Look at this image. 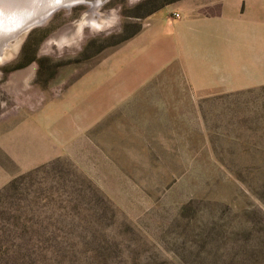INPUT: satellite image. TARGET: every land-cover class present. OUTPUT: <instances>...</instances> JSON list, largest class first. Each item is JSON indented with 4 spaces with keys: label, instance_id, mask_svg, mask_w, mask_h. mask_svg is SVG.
I'll use <instances>...</instances> for the list:
<instances>
[{
    "label": "rangeland",
    "instance_id": "obj_1",
    "mask_svg": "<svg viewBox=\"0 0 264 264\" xmlns=\"http://www.w3.org/2000/svg\"><path fill=\"white\" fill-rule=\"evenodd\" d=\"M162 1L108 0L93 12L106 27L61 44L92 13L58 9L11 40L0 61V164L11 176L0 190L16 181L0 195V264H264V88L202 96L173 65L106 98L98 74L92 126L61 131L73 138L60 144L39 126L85 115L86 100L67 111L65 95L121 55ZM51 104L63 110L43 113ZM27 137L31 158L11 154Z\"/></svg>",
    "mask_w": 264,
    "mask_h": 264
},
{
    "label": "crops",
    "instance_id": "obj_2",
    "mask_svg": "<svg viewBox=\"0 0 264 264\" xmlns=\"http://www.w3.org/2000/svg\"><path fill=\"white\" fill-rule=\"evenodd\" d=\"M147 20L121 55L88 74L65 95L63 109L71 111L74 104L86 100L90 108L85 109V115L72 118L68 124L47 120L39 123L42 129H47L48 138L60 144V137L72 139L75 132L97 121L102 82L97 79L98 74L104 75V81L108 82L105 90L101 86L106 98L113 96L111 92L119 83L121 92L131 91L173 65L202 96L264 88V0H179L148 15ZM52 105L43 113L63 110L55 105L50 111ZM30 129V123L24 127L26 132ZM61 131L72 133L73 137L62 135ZM28 140L23 146L13 144L10 153L31 158L29 155L35 150ZM2 150L0 141V154ZM10 176L0 164V187Z\"/></svg>",
    "mask_w": 264,
    "mask_h": 264
},
{
    "label": "bare ground",
    "instance_id": "obj_3",
    "mask_svg": "<svg viewBox=\"0 0 264 264\" xmlns=\"http://www.w3.org/2000/svg\"><path fill=\"white\" fill-rule=\"evenodd\" d=\"M13 1H17V0H13ZM41 1L43 0H38L37 1L38 3L37 2L32 4L29 3V5H27V7L25 8V12H24L26 16H24L19 20H15L12 17V15H10L15 13L14 10L11 13H6V11L1 10L3 8L2 6H0V61L1 62L7 59L12 54V49L10 46L11 40L12 39L16 40L18 39V37H21L24 34H26L32 26L42 21L43 18H46L43 20V22H46L48 18L54 14V13L47 14L46 11L49 10L48 9L50 7L49 5L59 2V0H53L51 3H46V0H44L46 6H40V5L38 6L37 4H41L40 3ZM96 2H97L96 0H68L62 2V4H65V6H52V7H61L60 9H62V8H72L73 6L78 4H85L91 7L90 11L93 14V15L92 14L86 15L83 21H81L79 24L76 25V28L73 29L72 27L73 30L69 29V31H66L64 29L65 30V31L63 30L64 32H60V34L58 33L59 36L58 38L56 37V39L59 44L73 40L77 36V34L79 35L81 28L85 25H88L92 29H101L106 27L108 23L111 22V19H105L107 15L95 14L96 16H94L93 13L94 10L102 5L101 4L100 6H98ZM34 6H36L35 10H34ZM51 10L52 8H50L49 12H51ZM5 15L7 16V19L3 18L5 17ZM42 15L45 16L41 18L40 16ZM29 23L31 24L27 26Z\"/></svg>",
    "mask_w": 264,
    "mask_h": 264
},
{
    "label": "water",
    "instance_id": "obj_4",
    "mask_svg": "<svg viewBox=\"0 0 264 264\" xmlns=\"http://www.w3.org/2000/svg\"><path fill=\"white\" fill-rule=\"evenodd\" d=\"M38 0H17V1H13V0H0V6H2L3 9L1 10H4L6 11V13H11L13 10H14V14H10L12 15V17L15 19V20H19L21 18H23L24 16H26V14H24L25 12V8L27 7V5L32 4V3H36ZM53 0H46V3H51ZM64 1H68V0H59V2L57 3H54L52 5H49L50 7L48 8L50 10V8H52L51 12H49V10H47V14H53L56 10L60 9L61 7H52V6H65V4H62V2ZM96 4L98 6H100L101 4H103L104 2H106L107 0H96ZM38 3V2H37ZM41 4H37L38 6H46V3L45 1H41L40 2ZM44 3V4H43ZM10 7V8H9ZM12 7V8H11ZM36 6H34V10H35ZM44 14V13H43ZM46 14V15H47ZM45 16V15H44ZM43 15L40 16L41 18L44 17ZM49 17V16H48ZM4 19H7V16L5 15V17H3ZM46 19V18H43V20ZM14 20V21H15ZM42 21H40L39 23L35 24L34 26H37L39 24H42ZM44 23V22H43ZM31 23H29L27 26H29ZM25 26V25H24ZM32 26V27H34ZM31 27V28H32Z\"/></svg>",
    "mask_w": 264,
    "mask_h": 264
},
{
    "label": "trees",
    "instance_id": "obj_5",
    "mask_svg": "<svg viewBox=\"0 0 264 264\" xmlns=\"http://www.w3.org/2000/svg\"><path fill=\"white\" fill-rule=\"evenodd\" d=\"M174 1H176V0H163L156 8H153L152 10H149L147 13H145V14H143V15H140V17H144V16H147V15H149V14H151L153 11H155L156 9H159V8H161L162 6H165V5H167V4H169V3H172V2H174ZM140 28H141V26H138L132 33H136V32H138L139 30H140ZM131 35L132 34H129V35H127L125 38H129V37H131ZM124 38V39H125ZM15 181H16V177H14L11 181H10V184L8 185V187L6 186V187H4V189H1L0 190V195L1 194H3L5 191H6V189L7 188H9L10 186H12L14 183H15ZM6 188V189H5Z\"/></svg>",
    "mask_w": 264,
    "mask_h": 264
},
{
    "label": "built area",
    "instance_id": "obj_6",
    "mask_svg": "<svg viewBox=\"0 0 264 264\" xmlns=\"http://www.w3.org/2000/svg\"><path fill=\"white\" fill-rule=\"evenodd\" d=\"M175 16H178L179 14L178 13H174Z\"/></svg>",
    "mask_w": 264,
    "mask_h": 264
}]
</instances>
